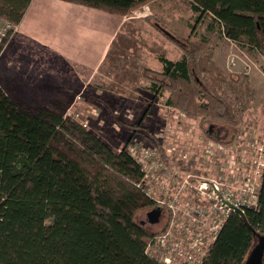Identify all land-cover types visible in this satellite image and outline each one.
I'll list each match as a JSON object with an SVG mask.
<instances>
[{
  "label": "trees",
  "instance_id": "1",
  "mask_svg": "<svg viewBox=\"0 0 264 264\" xmlns=\"http://www.w3.org/2000/svg\"><path fill=\"white\" fill-rule=\"evenodd\" d=\"M66 1L126 15L154 0ZM31 2L0 0V22L13 24L0 41V55ZM190 2L198 16L189 38L158 25L183 57L161 55L163 71L145 69L144 76L151 79L155 97L169 91L168 106L238 135L253 100L249 76L226 72L209 39L192 37L210 17L209 30L264 55V0ZM134 125L130 134L138 132L163 148L141 122ZM132 137L113 150L81 122L49 109L28 110L0 85V264H161L145 252L151 227L138 214L155 202L138 186L143 171L128 148ZM263 234L264 173L259 207L230 215L203 264H245Z\"/></svg>",
  "mask_w": 264,
  "mask_h": 264
},
{
  "label": "crops",
  "instance_id": "2",
  "mask_svg": "<svg viewBox=\"0 0 264 264\" xmlns=\"http://www.w3.org/2000/svg\"><path fill=\"white\" fill-rule=\"evenodd\" d=\"M178 1L160 0L145 8L168 20L181 16ZM187 1L192 14L177 22L192 27L198 14ZM133 21L140 26L132 28ZM133 36L138 37L136 43ZM157 36L140 17L66 0H32L0 55V85L16 103L59 115L66 101L74 102L83 90H108L121 97L140 86L146 67L164 69L161 55L171 60L183 57L179 48Z\"/></svg>",
  "mask_w": 264,
  "mask_h": 264
},
{
  "label": "built area",
  "instance_id": "3",
  "mask_svg": "<svg viewBox=\"0 0 264 264\" xmlns=\"http://www.w3.org/2000/svg\"><path fill=\"white\" fill-rule=\"evenodd\" d=\"M11 28V22H0V41ZM244 128L230 139L210 138L191 153L141 138L130 142L129 151L143 171L138 186L162 210L159 220L148 225L145 252L150 257L161 264H203L235 208L245 213L259 207L264 130L254 135L255 130Z\"/></svg>",
  "mask_w": 264,
  "mask_h": 264
},
{
  "label": "rangeland",
  "instance_id": "4",
  "mask_svg": "<svg viewBox=\"0 0 264 264\" xmlns=\"http://www.w3.org/2000/svg\"><path fill=\"white\" fill-rule=\"evenodd\" d=\"M158 2L160 0H154L148 4L151 7ZM147 5L126 15L112 14L128 17L134 16L135 18L140 17V19L145 20V23L153 33L158 34L157 37L161 36L182 51L174 41L158 28V25L166 27L178 36L189 38L192 34L191 26L187 27L184 24L185 21L177 22L179 19L184 20L186 16H188L187 19L190 18L192 11L188 1H178V5H176L181 16L178 15L177 18H170L168 20L154 12L152 8H148L147 11V8H145ZM211 22L210 17L204 18L192 38L207 37L211 46L215 49V60L226 72H244L248 74L253 89V100L250 109L243 118L247 130L250 132L255 130L254 135H258L261 130H264V55L256 50L242 48L235 42L227 40L218 30H209L207 26ZM130 25L132 28H138L140 22L133 21ZM17 28L18 26L15 27L14 33ZM181 31H184V33ZM133 39L135 40L133 43H136L138 37L133 36ZM156 42L153 41V45H156ZM145 69H151L155 72L163 71L148 67ZM145 69L142 72L143 82L136 90H131L121 97H116L108 90H99V92L83 90L76 94L74 102L66 101L61 114L70 116L78 122H87L86 131L98 135L113 150H119L129 141L130 135H132L130 134V128L134 127V124L138 121L143 124L147 131L152 132L164 147L173 149L174 152L186 151L191 153L194 148L198 150L204 148L210 139L205 134V130H209L212 136L223 137L224 139L233 135V133H238L222 124L216 125L210 121H203L201 123V119L189 118L180 109L168 106L166 99L169 91H165L163 95L155 97L152 91L151 79L144 76ZM227 90L229 96H233L232 90L229 88ZM77 96L80 98H77ZM27 109L31 110L28 107ZM135 133L134 138L138 137L146 141L138 132ZM248 139L253 140V136L248 137ZM130 142L128 143V147ZM144 212L142 211L138 214L140 222L147 218Z\"/></svg>",
  "mask_w": 264,
  "mask_h": 264
},
{
  "label": "water",
  "instance_id": "5",
  "mask_svg": "<svg viewBox=\"0 0 264 264\" xmlns=\"http://www.w3.org/2000/svg\"><path fill=\"white\" fill-rule=\"evenodd\" d=\"M161 211L162 210L159 207L153 208L149 211V214L153 217L151 220L152 223L159 220ZM235 211L241 216H244V213L239 208H235ZM245 264H264V234L259 235V241Z\"/></svg>",
  "mask_w": 264,
  "mask_h": 264
},
{
  "label": "flooded vegetation",
  "instance_id": "6",
  "mask_svg": "<svg viewBox=\"0 0 264 264\" xmlns=\"http://www.w3.org/2000/svg\"><path fill=\"white\" fill-rule=\"evenodd\" d=\"M149 211L150 210H146L144 213L146 214V219H143L142 220V222L145 224V225H150V224H153L152 222H151V220H152V216L149 214Z\"/></svg>",
  "mask_w": 264,
  "mask_h": 264
}]
</instances>
